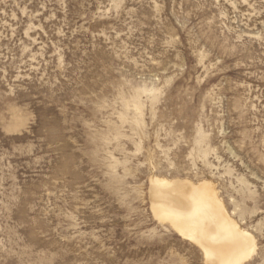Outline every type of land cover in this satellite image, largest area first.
Returning <instances> with one entry per match:
<instances>
[{"label":"rangeland","instance_id":"rangeland-1","mask_svg":"<svg viewBox=\"0 0 264 264\" xmlns=\"http://www.w3.org/2000/svg\"><path fill=\"white\" fill-rule=\"evenodd\" d=\"M152 177L264 264V0H0V264H206Z\"/></svg>","mask_w":264,"mask_h":264},{"label":"bare ground","instance_id":"bare-ground-1","mask_svg":"<svg viewBox=\"0 0 264 264\" xmlns=\"http://www.w3.org/2000/svg\"><path fill=\"white\" fill-rule=\"evenodd\" d=\"M218 192L210 180L151 178L154 216L197 245L206 264H246L256 240L232 218Z\"/></svg>","mask_w":264,"mask_h":264}]
</instances>
